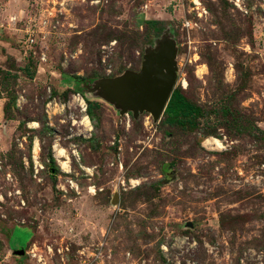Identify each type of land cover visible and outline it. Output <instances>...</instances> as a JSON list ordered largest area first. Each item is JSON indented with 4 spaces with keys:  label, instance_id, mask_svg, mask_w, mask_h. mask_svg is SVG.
Masks as SVG:
<instances>
[{
    "label": "rangeland",
    "instance_id": "rangeland-1",
    "mask_svg": "<svg viewBox=\"0 0 264 264\" xmlns=\"http://www.w3.org/2000/svg\"><path fill=\"white\" fill-rule=\"evenodd\" d=\"M235 3L0 0V264H264V0ZM164 39L196 116L86 91Z\"/></svg>",
    "mask_w": 264,
    "mask_h": 264
},
{
    "label": "water",
    "instance_id": "water-1",
    "mask_svg": "<svg viewBox=\"0 0 264 264\" xmlns=\"http://www.w3.org/2000/svg\"><path fill=\"white\" fill-rule=\"evenodd\" d=\"M176 44L171 39L159 42L156 51H148L143 56L141 68L138 72H126L115 79L95 82L92 89L102 90L104 96L120 107V113L132 111L148 112L153 121L163 115L176 82ZM116 195L112 202L116 203ZM23 255L24 249L15 251Z\"/></svg>",
    "mask_w": 264,
    "mask_h": 264
},
{
    "label": "trees",
    "instance_id": "trees-1",
    "mask_svg": "<svg viewBox=\"0 0 264 264\" xmlns=\"http://www.w3.org/2000/svg\"><path fill=\"white\" fill-rule=\"evenodd\" d=\"M199 109L188 102L180 91H173L163 115L165 121L174 122L179 118L196 116Z\"/></svg>",
    "mask_w": 264,
    "mask_h": 264
},
{
    "label": "built area",
    "instance_id": "built-area-1",
    "mask_svg": "<svg viewBox=\"0 0 264 264\" xmlns=\"http://www.w3.org/2000/svg\"><path fill=\"white\" fill-rule=\"evenodd\" d=\"M193 3L198 4L195 1H193ZM235 4L239 6V0H236ZM80 107H81V110L85 113L86 112V106H85L84 100L81 101ZM84 118H86L87 121L89 122V118L87 115ZM222 142L223 141H220L216 138L208 137L203 141L202 145L208 151H218L219 149H223ZM120 167H121V164H120ZM262 178L264 179V177H262ZM121 184H123V181L121 182Z\"/></svg>",
    "mask_w": 264,
    "mask_h": 264
},
{
    "label": "bare ground",
    "instance_id": "bare-ground-1",
    "mask_svg": "<svg viewBox=\"0 0 264 264\" xmlns=\"http://www.w3.org/2000/svg\"><path fill=\"white\" fill-rule=\"evenodd\" d=\"M83 122H86V123H87L88 121H87L86 118H83ZM87 127H89V122H88V126H87ZM218 145H219V144H218ZM62 153H63L62 151H60V150L58 151V154H59V155H61ZM61 165H62L63 169L68 170V165H67V163H63V162H62Z\"/></svg>",
    "mask_w": 264,
    "mask_h": 264
}]
</instances>
